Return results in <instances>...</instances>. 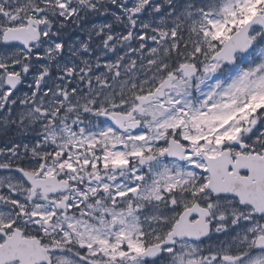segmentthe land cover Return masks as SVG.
<instances>
[{"label": "snow or ice", "instance_id": "6c2138e0", "mask_svg": "<svg viewBox=\"0 0 264 264\" xmlns=\"http://www.w3.org/2000/svg\"><path fill=\"white\" fill-rule=\"evenodd\" d=\"M0 264H264V0H0Z\"/></svg>", "mask_w": 264, "mask_h": 264}]
</instances>
